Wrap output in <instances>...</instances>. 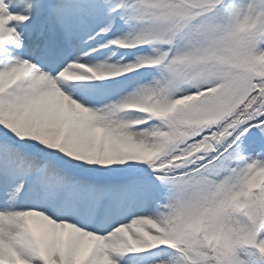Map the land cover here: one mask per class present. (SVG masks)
<instances>
[{"label":"snow or ice","instance_id":"6c2138e0","mask_svg":"<svg viewBox=\"0 0 264 264\" xmlns=\"http://www.w3.org/2000/svg\"><path fill=\"white\" fill-rule=\"evenodd\" d=\"M0 264H264V0H0Z\"/></svg>","mask_w":264,"mask_h":264}]
</instances>
